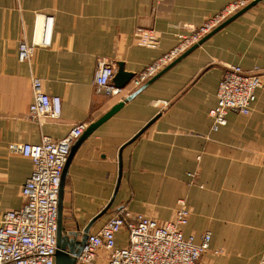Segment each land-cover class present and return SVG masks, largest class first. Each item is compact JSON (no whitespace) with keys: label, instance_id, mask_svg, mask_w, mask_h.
<instances>
[{"label":"crops","instance_id":"obj_1","mask_svg":"<svg viewBox=\"0 0 264 264\" xmlns=\"http://www.w3.org/2000/svg\"><path fill=\"white\" fill-rule=\"evenodd\" d=\"M229 1L0 0V217L21 206V187L32 170L30 160L12 153L10 145L61 140L76 124L95 123L142 86L134 88L131 80L121 96L97 92L93 81L102 62L114 73L122 64L135 76L170 51L178 34L200 26ZM45 16L53 17L51 45L20 62L19 44L38 40ZM138 29L157 34L155 49L137 45ZM232 66L244 72L256 68L262 85L248 116L229 112L226 125L212 131L208 114ZM31 77L42 81L46 94L60 98L57 120L28 119ZM120 148L122 176L114 193ZM179 200L192 209L184 235L194 234L197 244L210 233L202 264L264 261V0L183 56L82 140L64 178L62 229L80 234L107 206L89 233L98 232L120 207L170 221ZM125 242L121 232L116 245ZM219 249L225 254L214 256Z\"/></svg>","mask_w":264,"mask_h":264},{"label":"built area","instance_id":"obj_2","mask_svg":"<svg viewBox=\"0 0 264 264\" xmlns=\"http://www.w3.org/2000/svg\"><path fill=\"white\" fill-rule=\"evenodd\" d=\"M253 1L231 0L200 26L186 34H178L176 45L136 74L132 86L137 88L148 82ZM52 27L53 17H43L38 40L19 44L20 62H29L34 49L51 45ZM135 37L140 47L155 49L158 45V36L153 30L138 29ZM113 75L112 65L102 62L94 76L96 91L107 97L121 96L125 89L112 87ZM30 82L32 103L28 107V119L37 124L57 120L61 113L60 98L46 94L40 79L31 77ZM261 85L260 72L256 68L252 72H244L238 66L227 68L217 87L215 106L208 114L211 130L225 126L229 112L248 116L255 91ZM86 128L85 123L76 124L61 140L43 138L37 145H10L12 153L30 160L32 170L21 187V206L0 217V264H54L60 179L71 146ZM189 178L193 185L194 175L190 174ZM191 213L185 200L178 201L174 218L165 222L120 207L98 232L88 234L76 264H96L100 257L104 259L103 264H202L203 254L210 251L211 236L209 232L203 233L196 244L194 234L184 235ZM121 232L126 235V244L118 247L116 238ZM212 254L221 256L222 251L213 250Z\"/></svg>","mask_w":264,"mask_h":264},{"label":"water","instance_id":"obj_3","mask_svg":"<svg viewBox=\"0 0 264 264\" xmlns=\"http://www.w3.org/2000/svg\"><path fill=\"white\" fill-rule=\"evenodd\" d=\"M262 0H255L251 3H249L246 7H244L242 10L237 12L235 15H233L231 18H229L227 21H225L223 24H221L218 28L213 30L210 34H208L206 37H204L198 44L193 46L191 49H189L187 52L182 54L179 58L174 60L171 64H169L167 67H165L163 70H161L158 74H156L154 77H152L148 82H146L144 85H142L139 89L131 93L130 95L126 96L123 101L119 102L115 106H113L106 114H104L100 119H98L95 123L88 126L83 133V135L73 144L70 148L69 155L67 157V160L65 162L61 179H60V186H59V192H58V206H57V223H56V253H55V261L54 264H76L77 257L80 255L81 249L86 243L88 234L90 232V228L92 225L102 216L106 213L109 206L105 208V210L101 211L96 217L90 220V222L85 226V228L82 230L80 234L78 233H64L62 229V192L64 187V178L66 175V170L69 165V162L72 158V155L74 154L75 150L77 149L78 145L82 142V140L86 137H88L93 131H95L100 125L105 123L110 117H112L125 103H128L130 100H132L142 89H144L147 85H149L151 82H153L156 78H158L160 75L165 73L168 69H170L175 63H177L183 56L188 54L193 49L200 46L203 42L211 38L214 34L222 30L225 26H227L229 23L240 17L242 14L253 8L255 5H257ZM134 78V75L131 73H127L123 70L122 64L117 65V70L112 76V79L110 80V84L115 89H124L126 85ZM150 125V123L148 124ZM148 125L146 127H148ZM145 129V128H144ZM142 129L136 136H134L129 142H127L126 145L132 143L137 137H139L142 132L144 131ZM123 146V148L125 147ZM120 148L118 152V171H117V183L114 193L117 191L120 179L122 176V158L121 153L122 149Z\"/></svg>","mask_w":264,"mask_h":264},{"label":"rangeland","instance_id":"obj_4","mask_svg":"<svg viewBox=\"0 0 264 264\" xmlns=\"http://www.w3.org/2000/svg\"><path fill=\"white\" fill-rule=\"evenodd\" d=\"M245 7H246V6H245ZM242 9H243V8H241L240 10H242ZM237 12H239V11H237ZM213 15H214V14H213ZM200 41H201V40H200ZM200 41H199V42H200ZM199 42H198V43H199ZM198 43H197V44H198ZM195 45H196V44H195ZM195 45H194V46H195ZM192 47H193V46H192ZM192 47H191V48H192ZM191 48H190V49H191ZM212 131H213V130H212ZM192 175H194V180L196 181V180H197V174H196V173H192ZM194 183H195V182H194ZM65 230H66V229L64 228V231H63V232H65ZM219 250L222 251V255L225 254V253H224V250H221V249H219ZM222 255H221V256H222ZM262 263H264V261L259 262V264H262Z\"/></svg>","mask_w":264,"mask_h":264}]
</instances>
